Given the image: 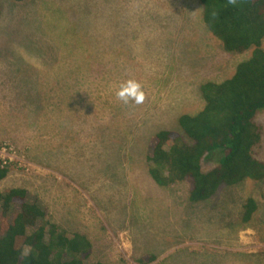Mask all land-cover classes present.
<instances>
[{"label":"rangeland","instance_id":"rangeland-1","mask_svg":"<svg viewBox=\"0 0 264 264\" xmlns=\"http://www.w3.org/2000/svg\"><path fill=\"white\" fill-rule=\"evenodd\" d=\"M1 5L0 143L29 168L16 165L0 188L52 197V220L87 237L95 263L155 255L163 264H232L248 255L259 264L263 185L188 205L186 184L160 187L148 170L150 138L179 132L180 112L202 107L199 85L228 78L239 59L220 52L199 0H33L15 17ZM127 79L142 85V104L117 98ZM256 120L264 130L263 111ZM256 151L264 160V141ZM251 195L261 208L240 224Z\"/></svg>","mask_w":264,"mask_h":264},{"label":"trees","instance_id":"trees-1","mask_svg":"<svg viewBox=\"0 0 264 264\" xmlns=\"http://www.w3.org/2000/svg\"><path fill=\"white\" fill-rule=\"evenodd\" d=\"M2 2L14 7L9 13L15 17L33 0H0V18L8 12ZM199 2L203 22L220 44V52L239 59L228 78L199 85L198 113L196 108V114L181 111L180 131L155 133L147 154L153 181L168 189L186 184L188 205L209 202L221 190L241 188L246 182L264 186V160L256 151L264 141L256 120L264 112V0ZM206 163L212 164L210 170ZM15 168V164L0 167V185ZM42 193L25 187L0 188V264H102L92 260L94 246L87 237H70L65 222L61 226L52 220V197L47 200ZM241 206L242 217L236 221H255L261 208L255 195L246 197ZM144 258L138 263L163 264L155 255ZM248 262V255L231 261ZM256 262L264 264V256Z\"/></svg>","mask_w":264,"mask_h":264},{"label":"clouds","instance_id":"clouds-1","mask_svg":"<svg viewBox=\"0 0 264 264\" xmlns=\"http://www.w3.org/2000/svg\"><path fill=\"white\" fill-rule=\"evenodd\" d=\"M145 95L142 85L135 79H127L123 81L116 91L117 98L125 104L129 101H132L137 105L142 104L145 100Z\"/></svg>","mask_w":264,"mask_h":264},{"label":"built area","instance_id":"built-area-1","mask_svg":"<svg viewBox=\"0 0 264 264\" xmlns=\"http://www.w3.org/2000/svg\"><path fill=\"white\" fill-rule=\"evenodd\" d=\"M12 164H15L17 166H22V164L24 163L22 162V159L19 157L18 152L13 146L9 144L0 143V167L10 166ZM25 164L24 166L29 168Z\"/></svg>","mask_w":264,"mask_h":264},{"label":"crops","instance_id":"crops-1","mask_svg":"<svg viewBox=\"0 0 264 264\" xmlns=\"http://www.w3.org/2000/svg\"><path fill=\"white\" fill-rule=\"evenodd\" d=\"M46 162L48 163V160H47ZM51 166H52V164H51ZM51 166H50V167H51ZM49 170H50V168H49ZM37 191H39V190H37ZM40 192H41V191H40Z\"/></svg>","mask_w":264,"mask_h":264},{"label":"bare ground","instance_id":"bare-ground-1","mask_svg":"<svg viewBox=\"0 0 264 264\" xmlns=\"http://www.w3.org/2000/svg\"><path fill=\"white\" fill-rule=\"evenodd\" d=\"M137 7V6H136ZM194 17V16H193ZM158 22V21H157ZM174 22V21H173ZM155 26V25H154ZM171 26V25H170ZM49 43V42H48ZM244 208V207H243ZM250 235V234H249ZM219 249V248H218ZM241 251V250H240Z\"/></svg>","mask_w":264,"mask_h":264}]
</instances>
